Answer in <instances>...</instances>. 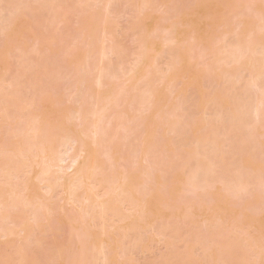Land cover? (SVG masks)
<instances>
[{"label":"rangeland","instance_id":"374dc122","mask_svg":"<svg viewBox=\"0 0 264 264\" xmlns=\"http://www.w3.org/2000/svg\"><path fill=\"white\" fill-rule=\"evenodd\" d=\"M225 1L230 3V6H226L230 7V9L223 7L226 4L224 3ZM233 1L223 0L222 3L221 0H214L213 3L215 5H213L207 0H0V264H190L191 262L205 264L204 262L208 263L207 260L209 261L208 264H217L216 262L221 256V260H225L226 263L231 260L230 258L234 260V256V263L236 264L240 262H242L240 264H246L245 261L247 262L249 260V263L253 264L252 257L256 258L254 260H257L258 256L256 255L258 253L261 254V251H259L260 248L264 252V211H260L259 213L257 210L258 207L264 205V200H261L262 204L260 200L258 201L254 198L256 200L254 202L257 203L256 205L254 204L256 207L253 208L251 200L248 197L246 198L247 195L244 194V196L240 193L239 196L237 195L239 194L238 191L236 192L235 189V192L233 191L234 193L230 192V190L224 191L221 185L214 186L217 191L213 190V187L209 189V192L213 191L211 195L215 196L216 194L215 198L219 197V200H214V197L208 199L211 195L207 194L209 192L205 188L203 192L199 188L196 191L197 194H194V196L193 194L188 195L183 193V191H186L185 188H188V185L194 190L193 185L191 186L195 176L192 168H196L194 170L195 173L198 171L199 167L194 166L195 164L193 163V161L197 160L198 155H207V158L205 156H199L197 161L199 163L201 162L200 167H203L201 168L202 170H199L203 171L205 167V172L211 173V175L207 173L208 176L206 174L204 177L205 172H203V178L199 180L200 182L210 179L208 181L210 184L212 183L211 179L215 181L214 178L216 175L218 178L219 176L224 178L230 174L234 175L228 172L230 169L232 171V169L237 168L238 164L240 170L239 154L238 156L237 154L233 156L231 150H226L228 146L226 144L227 141L223 143L222 139L225 140V138L222 137L221 139L220 137L222 135L225 136L227 133L224 132L226 131L230 133L231 129L229 130V124L225 123L226 118L223 117L221 119H224L223 122L218 119L221 121L219 123L216 120L222 114L218 115L219 113L212 112L213 107L209 104L211 99L205 98L206 95H208L207 97L212 96V91H216L214 92L213 99L216 101L215 98L218 97V103L229 100L228 108L236 106L237 104L235 102L237 103V101L235 100L237 99L239 107L236 106V110L229 109L232 112L240 111L242 106L246 109L243 108L241 111H244V109L247 110V108H249V111L251 109L249 107L250 105L253 108L256 106L253 99H255L257 94L246 95L245 92L246 88H250H248L250 81L257 78V75L255 76L254 74L262 73L264 70L262 69L261 72L260 69L253 68L254 73L252 71L249 74L245 72V78L240 77V80L234 81V83L237 81L236 83L238 85L232 84L229 76L231 74L235 75L238 70L240 74V69L236 68L238 64L235 65L233 62L231 64L230 62L228 63L227 59H225L229 57L228 52L223 57H220L221 55L219 56V53L216 51L218 50L219 52L224 48L225 51H229L232 47L241 44L243 48L249 49V54L254 52L253 54L255 56L253 55V60H256L255 57L257 58L258 56L262 58L263 55H258L257 52L259 51L260 54L261 47L264 46V31L262 34L259 33L260 35L255 39L249 38L248 36L254 34L256 31L259 32V29L264 25V20L261 22L264 18L259 17L256 13L264 9V0H235V3ZM237 4L240 7L242 5L241 8L237 7L238 11L234 10L235 7L232 8L231 6ZM241 15L243 17H239ZM238 24L240 26L242 25V27L239 26V28ZM258 32L256 33L258 34ZM176 34L178 37H176ZM171 35L176 39L173 43H177H170ZM226 35L234 36H231L230 41L224 44V37L228 38ZM168 39L169 42H167ZM198 51L200 52L199 54ZM214 51L217 53L215 57L211 56L210 53L212 52L214 55ZM191 52L192 56L195 54L193 56L194 60L189 59ZM209 53L210 55L206 57ZM218 57L220 59L224 58L226 61L221 63ZM208 58L211 60H207ZM134 59L140 61H137L140 63V68H138L137 73L132 74L130 67L139 65ZM201 61H206L205 64L209 62L208 66L211 67L209 70H215V73L213 71L214 74H210V71H206L205 69H208L206 65H203L204 69L202 70ZM210 61H212L213 65H211ZM218 61H220L221 67L223 65L226 67L227 62L232 69H224V67L223 69L216 67L218 68L216 69L215 65L217 66L218 64L215 63H218ZM199 62L201 65H199ZM231 65L235 66L233 67ZM204 70L205 73L203 74ZM233 71L235 74H233ZM227 73H230L228 79L225 78ZM250 74H253L252 78ZM166 75L169 78L165 77ZM186 75H189L191 78ZM99 76H102L104 79ZM204 78L205 80H203ZM207 78H211L213 81ZM72 79H75L73 82L76 81V85L70 82ZM262 80L258 79L257 86L255 85L256 88L264 85V79L262 78ZM203 81L205 84H203ZM101 82L103 83L101 84ZM206 83L208 85L213 83L210 86L214 88L215 84L219 88L215 87L211 89ZM100 85L103 87L100 88ZM209 87L210 89H208ZM226 88L230 91L229 95L232 94L231 96L228 95V91H224ZM203 89H206L209 93H205ZM216 89L219 90L217 91ZM234 89L235 91H233ZM151 90L154 91L150 92ZM253 91H258L257 93L260 95L258 88ZM241 93L242 96L240 95ZM203 94L205 96L201 98ZM222 94L226 99H224ZM107 96L109 97L107 98L109 103L106 102ZM249 96L253 98H249V101L252 100L250 102L255 104L252 105L248 101ZM176 97L178 99H175ZM185 97L186 99L190 98L188 101L192 100L190 101L191 104L195 102L192 108L191 104H188L187 101L185 102ZM257 97L256 100L258 99ZM180 99H183L184 102ZM179 100L181 104L177 102ZM230 100H233L234 105L231 106L233 103ZM206 101L209 104L208 107L210 106V112L203 110L205 106L203 107L202 105H206ZM94 102L99 103V106L96 107V103L94 104ZM118 102L122 104H119L117 108L116 105H118ZM218 103L215 104V110L222 112L221 110L224 109L221 108L226 103L224 102L222 107ZM103 105H105L104 108L102 107ZM109 105L111 107V109L109 108L110 110L108 109ZM182 105L185 107H182ZM187 105L190 108L186 107ZM103 109L106 110H104L105 113H103ZM229 110L226 111L229 116L231 115V119L233 114ZM252 110L254 111V109ZM252 110L250 111L253 112ZM124 112L125 114L123 116L118 115V118H114L115 114H123ZM250 113L248 114L250 115ZM93 114H96V116ZM178 115L181 116V120L177 119ZM224 115L226 117L223 111ZM251 116H253V113ZM251 116H248L249 118L246 117L245 120L253 118ZM83 117H86L87 122L85 119L83 120ZM120 118L123 120H120ZM111 119L112 122H109ZM185 119H187V123L191 126L194 125L191 130V126L188 124V129L187 125L186 129H182V122ZM135 120L137 123L134 122ZM131 121L137 124L132 123L133 127L136 128L131 126ZM247 121L246 123L250 124L251 121L254 122V119H251L250 122ZM142 122L144 125H142ZM150 123L153 125L152 127ZM180 123L181 126L178 128ZM209 123H214V125L215 123L219 124L215 126L218 130L213 127V124L209 126V128L213 127L212 129H204L208 128ZM95 125L102 132V135L98 134V136L101 135L98 137L99 140L95 137L98 133L96 132L98 127L95 128ZM149 125L150 127H147ZM225 125L224 130L223 127ZM129 127L132 128L129 129ZM170 127L178 130H174L173 133ZM201 127L204 129L202 134L200 133L202 130ZM179 129L180 131L182 129V132L183 130L185 132L190 130L192 136L196 138L193 139L194 142L192 141L191 143V140L187 142L189 136L185 132L180 133ZM213 129L214 131L216 129L217 133L220 131V135H217L216 132L214 133ZM222 129L224 130L222 132L224 134L221 135ZM242 129L238 130L239 133H236V136H240L241 132L247 134ZM169 130L172 134H170L171 132ZM129 131H131V135ZM175 131L179 132V135L186 134L187 138H184L186 142L182 137L183 135L179 136ZM197 131L202 137L199 133L196 135ZM36 132L37 134H35ZM203 133H207V137H204L205 140ZM229 133L226 135V140L227 138L228 140L231 138L232 141V133ZM263 133V130L259 131L258 135L260 134V138L263 137ZM215 134L216 137L218 136L220 138L219 142H217L216 137L214 140ZM200 137L203 138L202 141H206V145L213 141L215 143L217 142L216 144L218 145L222 141L221 143L224 144L222 146L225 150L221 148L223 150L221 152L224 154V156H221L224 158L225 154L228 155L230 152L229 155L234 160L228 159L226 165L223 162L226 158H222L223 167L226 166L225 169H221L222 171L224 170V173H221L220 166L219 168L217 166L219 160H221V157H219L220 159L217 157L219 160L216 158L217 153H220V149H218L219 151L217 153L215 152L217 149L211 150L209 154L207 152L208 147L205 145L203 146L205 149L201 147L204 150H201L202 153L201 151L196 152V149L198 148L199 150L200 146L203 145L199 144L202 142L200 140L195 143ZM95 138L98 142L101 138L103 144L101 143L99 145V143L95 147L92 141H95ZM206 138L210 140L208 141ZM235 138L233 139L234 141ZM260 138L256 134L253 140H261L262 144H264V138ZM179 140L181 141L179 142ZM258 140L256 142L253 141V143L257 144L259 142ZM182 141L185 143L183 142L182 144ZM73 142L75 143L74 145H77L74 149L73 145H70ZM92 144H94V147ZM212 145H214V142ZM220 145L214 147L220 148L222 147ZM80 147L82 149L86 147L88 150H86L85 155L83 154L81 156L82 160L81 158L79 159V164L81 163L80 167H78V164L72 168L71 172V168L69 167L72 160L70 163V160L66 158H69V156L72 157V154H75L73 152L75 149L78 155L82 150ZM210 148H212L211 145ZM261 148L255 154L253 153L251 155L250 153L247 159L253 160L257 157L256 155L259 151L264 154L262 152L264 147ZM68 149L71 151H68ZM213 151L216 153L214 157L218 160V163L216 159L209 161ZM195 153L198 154L196 155ZM260 153L259 156L261 155ZM193 154L196 156L195 159L193 158ZM148 156L150 157L148 158ZM182 156L183 159H179ZM261 156L263 157L264 155ZM62 157L66 159V161L63 159L65 163L61 162ZM235 158H237V163H235ZM190 159H193L192 162ZM262 159L264 160V158ZM167 160L172 161L170 163ZM205 160L206 166L209 162H213L212 164L216 165L217 167L215 166V168L218 170L215 169V172H212L209 166L206 167L204 165ZM257 160L263 161L255 158L252 163L255 161L259 164L260 161ZM182 162H188L185 163L187 165L184 166L185 170L183 171ZM247 162L249 163L251 160H247ZM246 163L244 168L250 171L251 168ZM178 164L181 165V170H179ZM230 164H234L235 166ZM260 165L262 166L261 162ZM76 167L79 168V171L75 176L73 172H75L74 168L77 171L78 168L76 169ZM176 167L178 168L176 169ZM226 168H229V170L227 171ZM207 169L210 171H207ZM245 169L242 168L243 175L245 174ZM95 170L97 171L95 172ZM235 170L237 171V169ZM252 170L254 171L255 169ZM261 170L258 173H264V169L262 168ZM190 171L192 172L190 173ZM249 171H246L248 175L250 173ZM254 172L255 174H252V177L256 178L258 175L256 171ZM198 173L200 174L201 172ZM198 173L196 180L201 178V175ZM227 173L228 176H225ZM212 174L216 175L212 177ZM157 177H164L166 179L162 178L164 180L162 183L160 182L162 179H158ZM230 178L234 180V177L229 176L227 178L229 179L228 181L231 180ZM157 180L159 181L157 182ZM171 180L175 181L172 182ZM224 180L226 181V179ZM75 184L80 187L74 186ZM150 185L152 189L155 186L152 195L149 194L151 193V189L147 188ZM73 186L78 189L76 192L72 191V195L70 191ZM232 186L230 185L231 190L233 189L231 188ZM175 187H178V189ZM145 188L148 189V192ZM138 190L142 194H138ZM181 190L183 191L181 192ZM187 191H189V188ZM144 192L149 195L146 197ZM200 192L205 194L204 196H208L202 197L203 194L200 196ZM226 192L228 196L224 195ZM181 193L186 194L187 197L190 196L191 204L193 201V203L196 202L198 205V203L204 201V198L207 199V202L200 204L203 207L194 204L193 207H189L191 206V204L188 205L190 201H186L189 200V197H183L184 195ZM230 193L232 194L229 195ZM218 194L219 196H217ZM235 194L236 197L239 196V198H242L235 197L231 203L229 197ZM153 195H155V201L148 203L147 200ZM180 195L182 196V200L180 199ZM195 196L198 198L202 197L203 200L199 198V201ZM106 198L107 205L104 202L105 207H103L102 201H105ZM141 198L144 199L145 203L140 200ZM184 198H187L185 199L186 202H183ZM227 200H229V204ZM243 201H245L244 204ZM249 201L252 203L250 206L248 205ZM236 202L238 203L235 205ZM165 204H168L167 212L159 214L157 212L158 207L161 205L163 207ZM185 204L188 206L185 207ZM239 204H243L241 205L242 207ZM178 206H180L179 208L181 210H179ZM248 206H252L250 209H253V211L248 210ZM219 207L222 208L221 211ZM236 207H240L243 210L240 209L239 211ZM224 208L228 209V211H223ZM219 211L221 212L220 218L218 217V215L220 216ZM178 212L181 213L178 214ZM223 212L224 214H222ZM251 212L253 214H250ZM226 214L231 215V218L234 217L235 221L232 220L230 222L228 219L230 216ZM176 215H181L180 219ZM191 215L197 217L198 220L196 222L198 226L194 224L196 223L195 221L192 223L188 219ZM223 215L228 217L226 218L228 220L224 221V224H227L223 226L222 223V226H220V223L223 221ZM236 216L243 217L242 220H246L240 221L239 225ZM196 217L193 219L196 220ZM256 218L260 220L259 226L257 222V224L255 223ZM215 219L217 220V224L215 223L213 226L218 225V228L213 230L211 224ZM219 219L220 223L218 222ZM249 219L254 222L252 223ZM155 220L156 226L152 222H155ZM239 220L241 219L239 218ZM151 223L154 225L150 226ZM208 223L212 229L208 228ZM168 224L170 225L171 231L169 229L164 231V229H167L166 227H169ZM229 224L231 229L228 228L225 230L228 235L224 232L223 228H227ZM252 224L254 225L253 227ZM148 225L150 228H148ZM154 227H160L159 230H163V233H165L163 234L162 231L159 232L158 229L152 230ZM197 230L201 231V233H197ZM204 230L207 233L210 232L209 230H212L208 234L209 236L217 232H222L227 235L226 240L224 239L222 241L225 244L219 241L216 243L217 239L215 240V237H212L214 240L212 238L209 239L207 234L203 236ZM215 230L217 231L214 232ZM232 232L233 234L235 233V236L237 233L247 245L243 242V246L242 240L238 239L239 236L237 238L234 237V235L230 234ZM156 233L160 234V237ZM165 234L168 237H165ZM161 235L166 239L162 240ZM193 235L194 237L196 235L197 238L193 239ZM225 235L221 236L224 237ZM230 235H232L231 239L229 237ZM213 236L216 235L214 234ZM218 236L216 237H221ZM198 238L200 241L202 240L201 244L204 245L201 247L197 246L199 248L193 245L196 244L193 243L194 240L196 241ZM232 238L233 240L238 239V242H232ZM253 240L258 241L259 244L257 243L255 245ZM187 241H189V244ZM250 241L252 242L251 246L255 245L253 248L248 245ZM190 242L193 243L191 244L192 249L190 248L192 251H189ZM210 242L216 243L214 244L215 248L212 245L214 250L211 247L210 249L207 248L209 246H206V244L209 245L208 243ZM228 243L229 245L233 244V253L230 249L232 255L228 254L229 252L227 255L226 252L223 255L217 252L216 254L219 255L216 257L215 251L218 250L216 246L225 249ZM205 246L206 248H204ZM202 247L204 250H208L209 254L212 251L215 259L213 257L210 259L212 255L208 257L207 252H203ZM241 247H245L246 250L249 247L252 249L248 250L246 256H244L245 252L242 253L243 249L239 250ZM256 247L257 250L255 249ZM101 248L103 250L106 249L107 252L102 251ZM250 251L252 253H248ZM104 252L105 256L103 257L102 254L104 255ZM187 252L191 254L189 255L190 258L189 256L186 258L187 256L185 255H188ZM234 252L237 254H234ZM254 253L257 254L254 255ZM192 254L194 258H192ZM238 254L240 257L237 256ZM248 254H250L249 256L253 255L248 257ZM224 255L226 258H224ZM203 256L206 260L202 259ZM243 256L244 263L242 260ZM259 258L261 256L258 257L256 263L253 260L254 264H258ZM180 259H183L186 263L183 261L180 263ZM262 259L264 260V257L260 259L261 262L259 264H264ZM211 260H213V263ZM230 263L228 262L227 264ZM219 264H221L220 261Z\"/></svg>","mask_w":264,"mask_h":264},{"label":"bare ground","instance_id":"6f19581e","mask_svg":"<svg viewBox=\"0 0 264 264\" xmlns=\"http://www.w3.org/2000/svg\"><path fill=\"white\" fill-rule=\"evenodd\" d=\"M207 1H210V2H211L212 0H207ZM213 1H214V0H213ZM213 1H212L211 3H212L213 5H215V4L213 3ZM222 1H223V0H221V2H222ZM234 1H235V0H234ZM234 1H233V2H234ZM238 1H240V0H238ZM242 2H243V1H242ZM244 2H245V1H244ZM246 2H247V1H246ZM205 3H209V2H205ZM222 3H223V2H222ZM222 3H220V4L222 5ZM224 3H226V4H224L223 7H226L227 5L230 4V3H228L227 1H225ZM234 3H235V2H234ZM239 3H240V2H239ZM242 4L244 5V3H242ZM262 4H263V3H262ZM205 5H206V4H205ZM213 5H210V6H213ZM239 5H240V4H239ZM263 5H264V4H263ZM216 6H217V5H216ZM229 6H230V5H229ZM231 6H232V8L235 7L234 10H236V11H238V10H237V7H238V8L240 7V6H238V4L235 5V6H233V5H231ZM241 7H242V5H241ZM241 7H240V8H241ZM208 8H209V7H208ZM226 8H229V9H230V7H226ZM258 11H259V10H258ZM234 12H235V11H234ZM237 13H238V12H237ZM241 13H243V12H241ZM256 13H257V15H258L259 17H261V18L263 17V18H264V16H263V15H264V9H262L261 11L256 12ZM236 15H237V14H236ZM239 15H240V13H239ZM257 15H256V17H258ZM237 17H238V16H237ZM239 17H243V15H241V16H239ZM261 18H260V20H261ZM257 19H258V18H257ZM260 20H259V23H260ZM263 20H264V19H262L261 22H263ZM240 23H242V22H240ZM190 24H191V23H190ZM259 25H260V24H259ZM261 25H262V24H261ZM239 26H240V25L238 24V27H239ZM189 27H191V26H189ZM240 27H242V25H241ZM240 27H239V28H240ZM259 27H260V26H259ZM236 28H237V27H236ZM258 29H259V28H258ZM231 31H232V30H231ZM263 31H264V25H262V27L259 29V32L256 31V32H258V34H257L256 32H254V34H251V35H249L248 37H249V38H252V39H255V38L258 37V35H260L259 33L262 34ZM234 33H235V32H234ZM255 33H256V34H255ZM263 33H264V32H263ZM230 34H231V33H230ZM232 34H233V33H232ZM174 35H175V34H174ZM171 36H172V35H171ZM226 36L229 38V40H228V38H225V37H224V39H223L224 44H226V43H228V42L230 41L232 35H230V36H229V35H226ZM233 36H234V35H233ZM233 36H232V37H233ZM235 36H236V34H235ZM172 37H173V38H172ZM172 37L170 38V43H171V42H172V44L177 43V42L173 43V41H175L176 39H174V36H172ZM176 37H178L177 34H176ZM176 37H175V38H176ZM172 39H174V40H172ZM167 42H169V39H168ZM261 48H262V49H261ZM261 48H260V49H261L260 54H259V51H258L257 53H258V55H263V56H262V58H259V56L257 55L258 57H257V58L255 57L256 60H253L254 58H252L253 55H254V54H253L254 52H253L252 54L250 53V54H251V55H250V54H249V49L247 50V49L243 48L241 44H238V45L232 47L229 51H228V50L225 51V50H224L225 48L222 49V50L219 51V52H218V50H217L216 52L219 53V56L221 55L220 57H223V55L227 54V52H228L229 57H227V58H225V59H227L228 63L230 62V64H231L232 62H233V64L235 63V65L238 64L237 66H239V67L236 66V68H239V69H240V74L238 73L239 70H238V72H237V70H235V71L237 72V73L235 74V72L233 71V72H234L233 74H235V75H232V74H231V75H232V76H231V75H230L231 72H230V73H227V75H226L227 77L225 76V78L228 79V76L230 75L229 78L231 79L230 81H231V83L233 84L235 80H238V79L240 80V77H241V78L244 77V75H246L245 72H248V74H249V73H252V72L254 73V71H253L254 69H253V68H257L258 70L260 69L261 72H262V69L264 70V46L261 47ZM204 52H205V51H204ZM251 52H252V51H251ZM199 53H200V52L198 51V54H199ZM201 53H203V52L201 51ZM210 53H211V56H214V57H215L216 54H217V53H215V51L213 52V53H215L214 55L212 54V52H210ZM210 53H209L206 57H208V56L210 55ZM198 54H197V55H198ZM194 55H195V54H193V56H194ZM138 56H139V55H138ZM190 56H191V57H189V59H190V60H194V57L192 56V52H191ZM198 56H199V55H198ZM198 56H197V57H198ZM217 56H218V55H217ZM254 56H255V55H254ZM201 57H202V55H201ZM220 57H218V58H219V60L221 61V63H222L223 61H226L224 58H221V59H220ZM137 58H138V57H137ZM258 58H259V59H258ZM203 59H204V58H203ZM209 59H210V58H208L207 60H209ZM199 60H200V59H199ZM204 60H205V59H204ZM210 60H211V59H210ZM134 61L137 62L138 59H137V61L134 59ZM216 61H217V60H216ZM216 61H215V62H216ZM220 61H218V63H215V64H218L217 66L215 65V68H216V67H221V66H220V64H221ZM135 62H133V63H135ZM138 62H140V61H138ZM138 62H137V63H138ZM181 62H182V61H181ZM181 62H180V64H181ZM210 62H211V65H213V64H212V61H210ZM133 63H132V65H133ZM137 63H135V64H137ZM199 63H200V62H199ZM201 63H202V65H201ZM201 63H200L199 65H201L202 70L204 69L203 65H206V67H208V69H205L206 71H210V72H209L210 74L213 73V71H214V73H215V70H211V69L209 70V68H211V67L208 66V63H209V62H208L207 64H205L206 61H204V62L201 61ZM213 63H214V62H213ZM228 63L226 62V65H227L228 67H227V66L225 67V66L223 65L221 68L223 69V67H224V69H225V68H226V69H228V68H231V69H232V67H230V66H229L230 64L228 65ZM138 64H139V65H136V66L130 67V69H131V73H132V74L137 73L138 68H140V63H138ZM209 65H210V64H209ZM235 65H234V66H235ZM138 66H139V67H138ZM231 66H233V65H231ZM234 66H233V67H234ZM212 68H213V67H212ZM216 69H218V68H216ZM205 70H204L203 74L205 73ZM129 71H130V70H129ZM229 71H230V70H229ZM250 71H252V72H250ZM199 72H200V70H199ZM257 72H259V71H257ZM257 72H256V73H257ZM263 72H264V71H263ZM263 72H262V73H263ZM128 73H129V72H128ZM189 73H190V72H189ZM214 73H213V74H214ZM242 73H244V74L241 76ZM262 73H258L259 75H258V74H254L255 76L257 75V78H255V76H253V78H255V79H254L255 81H254V80H253V81H250V84H249V86H248V88H249V87H250V88H249V89L246 88V92L244 91L246 95H255V93H256L257 96H258V95H259V94L257 93L258 91H253V90H256L257 88L259 89L260 95H259L258 97L255 96V99H253L252 96H251V97H250V96L248 97V101H249V98H252V99H253V102L256 103V104H255V103L250 102V101H252V100L249 101L252 105H253V104L256 105V106L254 105L255 107L253 108V107L250 105V103L247 102V103H249V105H250V106H249V107L251 108L250 110L254 109V111L252 110L253 112H251L250 110L248 111L249 108H247V110H245L246 108L243 107V106H242V109L245 108L244 111H241L242 109L240 110V109L238 108L240 111H237V112L233 111V112H232V111L229 110V109L236 110V106L239 107V106H238V103H239L238 100H237V99L235 100V101H237V103L234 101L235 104H237L236 106H233V108H228V106H229V104H228L229 102H228V101H229V100H227V101L224 100V101H221V103H218V101H217V100H218V97L215 96V97H216V98H215L216 101L213 99V97H214V92H216V91H212V92H213V93H212L213 95L211 94L212 96H210V94H209L210 97H207L208 95L205 96L204 94L201 96V98H203V96H205V98L211 99L210 101H209V100H207V101H209V104H211V106L213 107V110H211L212 112L214 111V113H216V114L219 113L218 115H221V114H222L221 116H219V118H216V120H218V119L221 120L222 117H223V118H226V122H225V123L229 124V130L231 129V130H230V133H232V132L234 131V132H233L234 134H233V133L231 134V135H232L231 137H233V138H232V141H231V138H230L229 135H228V136H229L230 139L228 140V138H227V140H226V135L229 133V131L224 132L225 127H226V125H227V124H226V125L223 127L224 130L222 129L223 131H221V135L224 134V133H227V134H225V136L222 135V136H220V137H221V139H222V137L225 138V140L222 139V140H223V143L226 142V141L228 142V143L226 142V144H228V146L226 147V150H227V149H228V151L231 150V153H233V154H232L233 156H236V154H237V156H238V154H239V160H240V165H241V166H240V170H239V164H238L237 168L234 167L235 169H237V171H236L235 169H234V170L232 169V171H231V169H230L231 172H230V171L228 172L229 174H230V173H233V174H234V175H231V174L229 175L230 177H231V176L234 177V180H232L233 178H232V179L230 178L231 180L228 181V180H229V179H227V178L229 177V176H228V173H227V175H225V176H228V177H224V176H223L224 178H222V177L219 176V178H218L217 175H216V174L219 173V172H218V173H216V174H212V177H213V175H216V177L214 178L215 181H214L213 179H211V180H212V181H211L212 183L209 184L208 181H210V179H208V181H206V180L203 179V180H204V181H202V182L204 183V184H203V183L200 182L199 180H201V179L203 178L202 175H203V172H205V167H204L203 171H200V170H202L201 168H203V167H200V166H201V165H200L201 162L199 163L197 160L199 159V156H201V157H202V156H205V158H207V155H205V154H203V155H198V158H196L195 154L197 155L198 153H195V154H193V158H194V159L196 158L197 160L193 161V163L195 164L194 166H197V167H199V168H198V171H197L196 173H195V171H194V170H196V168H195V167L192 168V171H193V173H194L195 176L192 174V175L194 176V178H193L194 180H192L193 182H192L191 186L193 185L194 190L192 189V187H189V185H188L189 191H190V190H191V191L189 192V191H187L188 188H187V189L185 188L186 191L181 190V192L183 191V193H186V194H188V195H189V194H190V195L193 194V196H194V194H197L196 191L199 190V188H200V191H201V189H202V192H203V189H204V188L206 189V191L209 192V189H211L212 187L214 188V186L221 185V187H222V189H223L224 191H228V190H230V192H232V193H234L235 191H236V192L238 191L239 194H237V195H239V196H240V193L243 194V195H244V194L247 195L246 198L248 197L249 200H251V202L253 203V205H252V203L249 201L248 205H249V206L252 205L253 208L256 207V206H254V204L256 205V203H257V202H254V201H256V200L259 201V200H260V202L262 203V201L264 200V173H263V172H259V173H258V171H262V170H261L262 168L264 169V165H263V163H264L263 161H264V160L262 159V158H264V156H263V157L261 156V155H264V154L260 153V151H259V152H257V153H258V154L256 155L257 157H255L256 159L259 158V159L263 160V161L257 160V161H260V162H261L262 166L260 165V162H259V164H257L258 162L256 163V162H255L256 160L252 163V161H253L255 158H254L253 160L250 159L251 162H249V163L247 162V160L250 161L249 158L247 159V157H249L248 155H249L250 153H251V155H252L253 153L255 154V152H256L259 148L264 147V144H262L261 140L255 139L256 141L258 140L259 142H257V144H254V143H253V141H254V140H253V137H255V135L257 134V136H259V138H260V134L258 135L259 131H261V130L264 131V85L262 86L261 84H259V85H261L262 87L260 86V87H257V88H256L258 79H259V80H262V78L264 79V75H263L264 73H263V74H262ZM100 74H101V73H100ZM190 74H191V73H190ZM225 74H226V73H225ZM237 74H238V75H237ZM260 74L263 75V76L261 77ZM252 75H253V74H252ZM252 75L250 74L251 78H252ZM186 76H189V75H186ZM259 76H260L261 79L259 78ZM99 77H102V76H99ZM104 77H105V76H104ZM165 77H168V75H166ZM189 77H190V76H189ZM206 77H207V76H206ZM208 77H209V76H208ZM102 78H103V77H102ZM102 78H101V79H102ZM168 78H169V77H168ZM168 78H166V79H168ZM190 78H191V77H190ZM244 78H245V77H244ZM244 78H243V79H244ZM69 79H71V78H69ZM97 79H99V78H97ZM101 79H100V80H101ZM103 79H104V78H103ZM162 79H163V78H162ZM164 79H165V78H164ZM186 79H187V78H186ZM207 79H208V78H207ZM210 79H211V78H209L208 80H210ZM232 79H233V81H232ZM74 80H75V79H72V81L70 80V82L75 84L76 81L73 82ZM100 80H99V81H100ZM203 80H205V78H204ZM64 81H65V80H64ZM68 81H69V80H68ZM101 81H103V80H101ZM211 81H213V79H211ZM211 81H210V82H211ZM226 81H227V80H226ZM226 81H225V82H226ZM242 81H243V80H242ZM66 82H67V81H66ZM66 82H65V83H66ZM97 82H98V81H97ZM103 82H104V81H103ZM103 82H101V84H102ZM206 82H207V81H206ZM236 82H237V81H236ZM236 82H235L234 84H237V85H238V83H236ZM252 82H253V83H252ZM262 82H263V80H262ZM67 83H68V82H67ZM214 83H215V81H214ZM227 83H228V81H227ZM239 83L241 84L240 81H239ZM242 83H243V82H242ZM77 84H78V83H77ZM99 84H100V83H99ZM203 84H205L204 81H203ZM206 84L208 85V83H206ZM212 84H213V83H212ZM212 84L210 83L208 86H210V85H212ZM216 84H217V83H216ZM225 84H226V83H225ZM225 84H224V85H225ZM228 84H229V83H228ZM72 85H73V84H72ZM75 85H76V84H75ZM207 85H205V86L208 87ZM255 85H256V86H255ZM259 85H258V86H259ZM69 86H70V85H69ZM73 86H74V85H73ZM100 86H101L100 88L103 87L102 85H100ZM104 86H105V84H104ZM214 86L217 87V88H219L218 85L216 86V85L214 84ZM219 86H220V85H219ZM221 86H222V85H221ZM254 86H255V87H254ZM210 87H211V89H214V88H215V87L213 88V86H210ZM210 87H209L208 89H210ZM227 87H228V86H227ZM230 87H232V86H230ZM203 88H204V85H203ZM224 88H225V87H224ZM232 88H234V87H232ZM237 88H238V87H237ZM237 88H235V89H237ZM252 88H256V89H252ZM206 89H207V88H206ZM206 89H203V90L205 91V93H209L208 91H206ZM220 89H221V88H220ZM227 89H228V88L224 89V91H226V92L228 91L227 93H228V95H229V92H230V91L227 90ZM229 89H231V88H229ZM235 89H234L233 91H235ZM216 90L218 91L219 89H216ZM152 91H154V90H151L150 92H152ZM204 91H203V92H204ZM220 91H221V90H220ZM226 92H224V93H226ZM244 92H243V94H244ZM155 93H156V92H155ZM155 93H154V94H155ZM185 93H186V92H185ZM199 93H200V90H199ZM210 93H211V90H210ZM227 93H226V94H227ZM232 93H234V92H232ZM252 93H253V94H252ZM43 94H44V93H43ZM186 94H187V93H186ZM220 94H221V93H220ZM226 94H225V95H226ZM230 94H231V93H230ZM151 95H152V94H151ZM199 95H200V94H199ZM222 95H223V94H222ZM231 95H232V94H231ZM231 95H229V96H231ZM240 95L242 96V93H241ZM180 96H181V95H180ZM180 96H179V98H180ZM219 96H221V95H219ZM223 96H224V95H223ZM177 97H178V96H177ZM177 97H176L175 99H178ZM253 97H254V96H253ZM256 97L258 98V99H257L258 101L256 100ZM107 98H109V97H108V96L106 97V102L109 103V101H107ZM91 99H92V98H91ZM93 99H94V98H93ZM184 99H185V102L187 101L188 104H191L190 101H192V100L188 101L190 98L186 99V97H185ZM224 99H226L225 96H224ZM100 100H101V98H100ZM180 100H181V99H180ZM180 100L177 101V102H180ZM202 100H203V99H202ZM254 100H256V101H254ZM78 101H80V100H78ZM122 101L124 102V100H122ZM174 101H175V100H174ZM174 101H173V103H174ZM181 101H183V99H182ZM207 101H206V103H205L206 105H202L203 107L205 106V109H203V108H202V109L205 110V111L207 110L208 112H210V110H209L210 106L208 107L209 104H207V103H208ZM219 101H220V99H219ZM230 101H232V103H233V100H230ZM183 102H184V101H183ZM202 102H203V101H202ZM214 102H215V103H214ZM216 102H217L218 104H220L221 107H222V104H224V102L226 103L225 106H223V108H221L220 106H217V107H220L221 109H224V110H221L222 112H220V110H219V112H218L217 110H215V107H216L215 104H217ZM222 102H223V103H222ZM257 102H258V103H257ZM30 103H32V102H30ZM95 103H96V105H95L96 107L99 106V105H98L99 103L97 104V102H94V104H95ZM230 103H231V102H230ZM78 104H79V103H78ZM117 104H118V105H116V107L118 108V107H119V104H122V103H119V102H118ZM175 104H176V103H175ZM179 104H181V102H180ZM201 104H202V103H201ZM203 104H204V103H203ZM213 104H214V106H213ZM30 105H32V104H30ZM107 105H108V104H107ZM107 105H106V106H107ZM183 105H184V103H183ZM183 105H182V107H185V106H183ZM192 105L194 106V105H195V102H193V103L191 104V108L193 107ZM232 105H234V103L231 104V106H232ZM241 105H242V104H241ZM243 105H244V104H243ZM104 106H105V105H103L102 107L104 108ZM121 106H122V105H121ZM180 106H181V105H180ZM202 106H201V107H202ZM102 107H101V108H102ZM132 107H133V106H132ZM186 107H189V105H187ZM207 107H208V108H207ZM212 107H211V108H212ZM225 107H227L228 109H227V108L225 109ZM234 107H235V108H234ZM109 108L111 109L110 105H109L108 109H109ZM146 108H147V107H146ZM148 108L151 109L150 107H148ZM189 108H190V107H189ZM240 108H241V107H240ZM110 109H109V110H110ZM129 109H130V108H129ZM132 109H134V108H132ZM141 109H142V108H141ZM143 109L145 110V108H143ZM149 109H148V112H149ZM180 109H184V108H180ZM104 110H105V109H103V113H105ZM106 110H107V107H106ZM106 110H105V111H106ZM144 110H143V111H144ZM226 110H227V111L229 110V111L233 114V116H232L231 119H230L231 115L229 116ZM145 111H146V110H145ZM145 111H144V112H145ZM152 111H153V110H152ZM207 111H206V112H207ZM216 111H217V112H216ZM223 111L225 112L226 117H225V115L223 116ZM101 112H102V111H101ZM107 112H108V111H107ZM107 112H106V113H107ZM139 112H140V111H139ZM139 112H137V113H139ZM144 112H142V113H144ZM250 112H251V113H250ZM150 113H151V112H150ZM150 113H149V114H150ZM214 113H213V114H214ZM231 113H229V114H231ZM248 113H250V115H249ZM252 113H253V116H251ZM124 114H125V112H124L123 114H115L116 116L114 115V118H116V117L118 118V115H119V116H120V115L123 116ZM147 114H148V113H147ZM155 114H156V113H155ZM93 115L96 116V114H93ZM106 115H107V114H106ZM127 115H128V113H127ZM142 115H143V114H142ZM153 115H154V114H153ZM156 115H157V114H156ZM204 115H206V114H204ZM214 115H215V114H214ZM140 116H141V115H140ZM178 116H179V118H178ZM178 116H177V119H180L181 116H180V115H178ZM227 116H229V117H227ZM248 116L253 117V118H251V117H250V118H251L252 120L254 119V122H253V121L250 122L251 119H250V120L247 119L248 121L245 120L246 117H248ZM78 117H79V116H78ZM125 117H126V115H125ZM130 117H131V116H130ZM150 117H152V116H150ZM212 117H216V116H212ZM121 118H122V117H121ZM121 118H120V120H123V119H121ZM135 118H136V117H135ZM248 118H249V117H248ZM79 119H80V118H79ZM84 119H85V121H86V117H83V120H84ZM136 119L138 120V118H136ZM141 119H142V118H141ZM149 119H150V118H149ZM227 119H228V120H227ZM229 119H230V121H229ZM83 120L81 119V121H83ZM131 120H132V119H131ZM180 120H181V119H180ZM185 120H186V122H185ZM185 120H184V122H182V123H183L182 126H181V123L178 125V126H179L178 128H180V126H181L182 129H186V125H187V124H188L189 126H191L189 123H187V119H185ZM189 120H190V119H189ZM207 120H208V119H207ZM214 120H215V119H214ZM216 120H215V121H216ZM219 120H218V121H219ZM78 121H79V120H78ZM85 121H84V122H85ZM141 121H143V120H141ZM221 121L223 122L224 119L221 120ZM221 121H219V123H220ZM246 121H247V122H250L251 125L248 124V123H246ZM86 122H87V121H86ZM109 122H112V119H111V121H109ZM134 122L137 123L136 120H135ZM134 122H133V121L130 122L132 127H133L132 123H134ZM146 122L148 123V121H146ZM189 122H191V121H189ZM210 122H212V121H210ZM228 122H230V123H228ZM130 123H129V124H130ZM135 123H134V124H135ZM138 123H139V122H138ZM184 123H186V124H184ZM205 123H206V121H205ZM82 124H83V123H82ZM109 124H111V123H109ZM126 124H127V120H126ZM150 124H151V123H150ZM209 124H210V123H209ZM211 124H213V127H214V128H216V127H215L216 125H219V124H217V123H215V125H214V123H211ZM211 124L208 125V128H204V129H210V128L212 129L213 127H210V128H209V126H212ZM84 125H85V124H84ZM135 125H137V124H135ZM142 125H144L143 122H142ZM145 125H146V124H145ZM188 125H187V129H188ZM206 125H207V123H206ZM40 126H41V125H40ZM95 126H96L95 128L98 127L97 125H95ZM152 126H153V125L151 124V127H152ZM174 126H175V125H174ZM192 126H194V125H192ZM192 126L190 127V130H191ZM250 126H251V127H250ZM41 127H42V126H41ZM132 127H129V129L132 128ZM144 127H145V126H144ZM147 127H150V125L147 126ZM204 127H205V125H204ZM206 127H207V126H206ZM93 128H94V127H93ZM95 128H94V129H95ZM133 128H136V127H133ZM137 128H138V127H137ZM176 128H177V127H176ZM221 128H222V127H221ZM242 128H243V129H242ZM250 128H251V129H250ZM40 129H43V128H40ZM97 129H99V127H98ZM97 129H96V132H98V133H97V134L95 133L96 136H95V135H94V136L98 138L99 136L102 135V132L100 131V129H99V130H97ZM146 129H147V128H146ZM170 129H171V131L173 130V131H172L173 133H174V130H178V129H172L171 127H170ZM182 129H181V131H180V129H179V132H180V133L185 132L184 130H183V132H182ZM199 129H200V128H199ZM201 129H202V127H201ZM204 129L201 130V132H200L201 134H202V132H204V131H203ZM216 129H217V128H216ZM216 129H215V131H214V129H213V132H214V133L216 132L217 135H220V134H219L220 131L217 133ZM240 129H242V131H246L247 134H244L243 132L240 131V132H241L240 134H241V135L243 134V135H242V136L240 135L241 137H240V136H236V135L239 133L238 130H240ZM37 130H38V129H37ZM134 130H135V129H134ZM134 130H133V132H134ZM154 130H155V128H154ZM190 130H187V132H185V133H187V136H189L188 139H187V142H188V140H189V142H190V140H191V143H192L193 139H196V138H195L194 136H192V132H191ZM217 130H218V129H217ZM226 130H227V129H226ZM232 130H233V131H232ZM99 131H100L101 133H100ZM131 131H132V130H131ZM131 131H129L130 135H131ZM167 131H168V130H167ZM171 131L169 130V132H171ZM188 131H189V133H190L191 135L188 133ZM206 131H207V130H206ZM206 131H205V132H206ZM235 131H237V132H235ZM40 132H41V131H40ZM136 132H137V130H136ZM147 132H149V131H147ZM172 132H171L170 134H172ZM175 132H176L177 134L179 133V132H177V131H175ZM222 132H224V133H222ZM93 133H94V132H93ZM129 133H128V134H129ZM153 133H154V132H153ZM176 133H175V135H176ZM198 133H199V132L197 131V132H196V135H198ZM200 133H199V134H200ZM230 133H229V134H230ZM236 133H237V134H236ZM35 134H37V132H36ZM98 134H101V135L98 136ZM105 134H106V133H105ZM135 134H136V133H135ZM201 134H200V135H201ZM206 134H207V133H206ZM206 134L203 133V135H204L203 138H204V137H207ZM216 134L214 135V140H215ZM178 135H179V134H178ZM178 135H176V136H178ZM181 135H183V134H181ZM181 135H179V136H181ZM261 135H262V134H261ZM187 136H186V134H185V135H183L182 137H183V139H184L185 137L187 138ZM191 137H193V138L190 139ZM201 137H202V135H201ZM201 137H200V139L198 138L197 141H195V143L198 142L199 140L202 141L203 138H201ZM235 137H236V138L238 137V139L236 140ZM234 138H235V141L233 140ZM263 138H264V133H263V137L260 138V139H263ZM93 139H94V138H93ZM146 139H147V138H146ZM178 139H180V138H178ZM219 139H220V138L217 136V137H216L217 142H219ZM98 140H99V138H98ZM98 140H97L96 138H95V141L92 140V141L94 142V144H95V145L92 144V146L94 145V146L96 147L99 143H100L99 145H101V143H102L101 138H100V141H99V142H98ZM181 140H182V138H181ZM181 140H179V142H180ZM184 140H185V142H186V139H184ZM204 140H205V138H204ZM204 140L202 141V142H204V143H202V142L199 143V144H203V145L200 146V149H199V150H198V148H197V149H196V152H199V151H201V150L204 151V150L202 149V148L205 149V147H203V146L206 145V141H204ZM206 140H208V139L206 138ZM209 140H210V139H209ZM209 140H208V141H209ZM74 141H75V140H74ZM208 141H207V143H208ZM211 141H212V140H211ZM256 141H254V142H256ZM262 141H263V140H262ZM42 142H43V141H42ZM93 142H92V143H93ZM141 142H142V141H141ZM183 142H184V141H182L181 143L183 144ZM185 142H184V143H185ZM193 142H194V141H193ZM213 142H214V145H212ZM213 142H209V143L206 145V147H208V148H207V152H209V154H210V153H211V152H210L211 150H215V149H217V150L215 151V152L217 153V152L219 151L218 149H220V153H222V154H220V153L218 152L220 155L217 153V155H219V156L216 155V158H217V157H218V158L221 157V160H219L220 158H219V159L217 158V159L219 160V163H218V160L214 157V155L216 154L214 151H213V153L211 154L213 158L211 157V159H210V160L208 159V160H209V161H212V160H215V159H216V162L218 163V165H217L218 168H219V166H220V168H219L220 170H221L222 168L225 169L226 166L223 167V166H224V165H223V162H225V164L227 165L226 162L228 161V159H231V160H234V159H232L233 157L231 158V155H229L230 152H229V153H228V152H225V153H228V155L225 154V158H226V160H224V161L222 162V158H224V157H223L224 154H223V152H221V151H223L222 149L225 150V148H223V146H222L223 143H221V142H222V141H221V142L218 144V145L221 144L220 146H222V147H220V148H219V147H216V148H215L214 146H218V145L216 144L217 142H216V143H215V141H213ZM260 142H261V143H260ZM39 143H40V142H39ZM44 143H45V142H44ZM75 143H76V141H75ZM75 143L73 142L72 144H70V145H73V149L76 148V146H77V145H74ZM181 143H180V144H181ZM210 143H211V144H210ZM37 144H38V143H37ZM102 144H103V143H102ZM182 144H181V145H182ZM186 144H187V143H186ZM186 144H185V145H186ZM189 144H190V143H189ZM215 144H216V145H215ZM226 144H225V146H226ZM40 145H41V144H40ZM187 145H188V144H187ZM197 145H198V143H197ZM210 145H211L212 148H210ZM223 145H224V144H223ZM44 146H45V145H44ZM81 146H84V145H81ZM94 146H93V147H94ZM177 146L179 147L178 144H177ZM183 146H184V145H183ZM183 146H182V147H183ZM188 146H189V145H188ZM188 146H187V147H188ZM225 146H224V147H225ZM70 147H72V146H70ZM182 147H181V148H182ZM184 147H186V146H184ZM201 147H202V148H201ZM80 148L82 149V147H80ZM221 148H222V149H221ZM70 149H71V148H70ZM70 149H68V151H71V150H72V149H71V150H70ZM81 149H80V150H81ZM261 149H263V148H261ZM261 149H259V150H261ZM80 150H79V151H80ZM86 150H88V149H86V147H85V148L83 147V149H82L80 152L78 151L79 154L77 155V153H76V149H75V151L72 150V151L75 153V154H72V157L68 155L69 158H66V159H69V160H70V163H71V160H72V163H71V165H70V167H69V168H71V172H72V168L75 167V166H77V165L79 164V159L81 158V156H83V154L85 155V153L87 152ZM197 150H198V151H197ZM181 151H183V150H181ZM202 151H201V153H202ZM73 152H72V153H73ZM207 152H205V153H207ZM262 152L264 153V150H263ZM69 153H70V152H69ZM201 153H200V154H201ZM259 153L261 154L260 156H259ZM15 154L17 155V153H15ZM64 154H65V153H64ZM209 154H208V156H210ZM76 155H77V156H76ZM221 155H223V156H221ZM64 156H65V155H64ZM74 156H76V157H74ZM227 156H228L229 158H228ZM66 157H67V153H66ZM70 157H71V158H70ZM73 157H74V158H73ZM84 157H85V156H84ZM149 157H150V156H148V158H149ZM250 157H251V156H250ZM72 158H73V159H72ZM225 158H224V159H225ZM61 159H62V160H61ZM61 159H60L61 162H62V163H65V162L63 161V159H65V158L62 157ZM66 159H65V161H66ZM169 159H170V158H169ZM171 159H172V158H171ZM179 159L182 160V159H183V156L180 157ZM200 159H201V158H200ZM235 159H236V160H235V163H237V162H236V161H237V158H235ZM81 160H82V158H81ZM190 160H191V159H190ZM192 160H193V159H192ZM192 160H191V162H192ZM208 160H207V161H208ZM239 160H238V161H239ZM171 161H172V160H171ZM171 161H168V160H167V162H170V163H171ZM179 161H180V160H179ZM183 161H184V160H183ZM200 161H201V160H200ZM220 161H221L222 163H221ZM229 162H230V161H229ZM243 162H244V163H243ZM246 162H247V163H246ZM182 163H183V162H182ZM182 163H180V164H182ZM185 163H188V162H184V163H183V167H182L183 169H182V171L185 170V169H184V166L187 165V164H185ZM197 163H198V165H196ZM212 163H213V162H212ZM212 163L209 162L207 166H209V168L212 170V172H213V171L215 172V169H217V168H215L216 165H214V164H212ZM214 163H215V161H214ZM220 163H221V164H220ZM232 163H233V162H232ZM245 163H246V165L249 166L251 169H255L254 171H256V173H257V175H258V176H256V178H255V177H252V174H253V175L255 174V172H254L253 170L251 171V169H250V171H249V170H247V168H246V169L244 168V167H245ZM80 164H81V163H80ZM80 164H79L78 167H80ZM184 164H185V165H184ZM215 164H216V163H215ZM178 165H179V164H178ZM188 165H189V164H188ZM204 165L206 166V160H205V164H204ZM230 165H232V164H230ZM230 165H229V166H230ZM243 165H244V166H243ZM68 166H69V165H68ZM207 166H206V167H207ZM217 166H216V167H217ZM232 166H235V165L233 164ZM232 166H231V168H232ZM242 166H243V167H242ZM247 166H246V167H247ZM78 167H76V169H77ZM178 167H179V170H181V169H180L181 165H179ZM178 167H176V169H177ZM213 167H214V168H213ZM67 168H68V167H67ZM69 168H68V169H69ZM186 168H187V167H186ZM242 168L245 169V174H244V175L242 174V172H243V171H242ZM199 169H200V170H199ZM226 169H227V171L229 170V168H226ZM248 169H249V168H248ZM208 170H209V169H207V171H208ZM217 170H218V169H217ZM217 170H216V172H217ZM74 171H75V172H73V174L76 176V174H78L77 172L79 171V168L77 169V171H76L75 168H74ZM96 171H97V170H95V172H96ZM192 171H190V173H191ZM209 171H210V170H209ZM223 171H224V170H223ZM223 171L221 170V173H222ZM234 171H236V173H234ZM246 171H249V172H250V173H249L250 176L248 175V172H246ZM263 171H264V170H263ZM95 172H94V174H96ZM198 172H201L202 174H201V173L199 174ZM181 173H183V172H181ZM190 173H189V174H190ZM197 173H198L199 175H201V178H198V180H196V179H197V178H196ZM207 173H209V172H205V173H204V177H205V175H206ZM223 173H224V172H223ZM209 174L211 175V173H209ZM219 174H220V173H219ZM175 175L177 176L176 173H175ZM199 175H198V177H199ZM247 175H248V176H247ZM207 176H208V174H207ZM207 176H206V177H207ZM209 177H211V176H209ZM157 178H158V177H157ZM162 178H164V177H161V178L159 177L158 179H162ZM216 178H217V179H216ZM46 179H47V177H46ZM46 179H44V180H46ZM164 179H166V178H164ZM224 179H226L227 182H226ZM42 181H43V180H42ZM152 181H154V180H152ZM155 181H156V179H155ZM158 181H159V180H157V182H158ZM165 181H166V180H165ZM171 181L173 182V181H175V180H171ZM189 181H190V180H189ZM197 181H198V182H197ZM160 182L163 183L164 180L162 179V180H160ZM160 182H159V183H160ZM190 182H191V181H190ZM196 182H197V183H196ZM151 183H152V182H151ZM153 183H154V182H153ZM188 183H189V182H188ZM193 183H194V184H193ZM198 183H199L200 185H199ZM173 184H174V183H173ZM176 184H177V183H176ZM176 184H175V185H176ZM201 184H202V185H201ZM205 184H206V185H205ZM156 185H158V184H156ZM160 185H163V184H160ZM230 185H231V186L233 185L235 188L232 186L231 188H233V189L231 190V189H230ZM255 185H257L258 187H257V186L255 187ZM74 186H77V184H75ZM74 186L71 188L70 194L73 193L72 191L76 192V190L80 187L79 185H78L79 187L77 186L78 188H76V187H74ZM173 186H174V185H173ZM176 186H177V185H176ZM200 186H201V187H200ZM147 188H150V189H151V193H149V194L152 195L153 192H154V188H155V186L153 187V189L151 188V185H150L149 187H147ZM147 188H145V189H146L147 192H148V189H147ZM175 188L178 189V187H175ZM195 188H196V189H195ZM215 188H216V187H215ZM215 188H214L213 190H215ZM171 189H172V188H171ZM219 189H220V188H219ZM234 189H235V191H234ZM253 189H254V191H253ZM256 189H257V191H256ZM258 189H259V190H258ZM173 190H175V189H173ZM193 191H195V192L193 193ZM211 191H212V190H211ZM215 191H217V189H216ZM233 191H234V192H233ZM258 191H259V192H258ZM137 192H138V194H142V193L139 192V190H138ZM137 192H136V194H137ZM187 192H188V193H187ZM144 193H145V192H144ZM172 193H173V192H172ZM183 193H181V194L184 195ZM200 193H201V192H200ZM204 193H205V190H204ZM206 193H207V192H206ZM212 193H213V191H212V192H209V193H207V194H208V195H209V194L211 195ZM215 193H216V192H215ZM219 193H220V192H219ZM232 193H230L229 195H231ZM138 194H137V195H138ZM145 194H146V193H145ZM149 194H146V197H147V195H149ZM186 194H185L183 197H185V196L187 197ZM202 194H203V193H201L200 196H201ZM72 195H73V194H72ZM72 195H71V196H72ZM204 195H205V194H203L202 197H206V196H208V195H206V196H204ZM224 195H227V192L224 193ZM245 195H244V196H245ZM138 196H139V195H138ZM140 196H142V195H140ZM143 196H144V194H143ZM198 196H199V194H198ZM211 196H212V195H211ZM211 196H209V198H208V197H207V198H208V199H211V198L214 197V198H213L214 200L219 198V197L215 198L216 194H215V196H214V195H213L212 197H211ZM217 196H219V194H218ZM222 196H223V195H222ZM222 196H220V197H222ZM227 196H228V195H227ZM233 196H234V197H233ZM239 196H237V197L239 198ZM108 197H109V196H108ZM181 197H182V196L180 195V199H181ZM188 197H189V200H186V201H190V203L188 204V205H190V204H191V200H190L191 198H190V196H188ZM188 197H187V198H188ZM195 197L198 198L197 196H195ZM202 197H199V198H201L200 200H203ZM235 197H236V194H235V195H232L231 197H229V199L231 200V203H232V201H233L232 199H234ZM237 197H236V198H237ZM139 198H140V197H139ZM187 198H184V201H183V202H186L185 199H187ZM199 198H198L197 200H199ZM241 198H242V197H240L239 199H241ZM254 198H255L256 200H254ZM154 199H155V195L151 196V198H149V200H147V201H148V203H150V202H154V201H155ZM192 199H193V198H192ZM213 199H212V200H213ZM221 199H222V198H221ZM223 199H225V198L223 197ZM244 199H245V198H244ZM252 199H253V201H252ZM26 200H27V199H26ZM108 200H109V198H108ZM140 200L143 201V202L145 203V201H144L143 198H141ZM181 200H182V199H181ZM193 200H194V199H193ZM197 200H196V201H197ZM200 200H199V201H200ZM206 200H207V199L204 198V201L198 203V205L196 204V202H195V200H194L195 203H193V201H192V204H191V206H189V207H193V204L196 205V206L203 207V205H200V204H203L204 202L206 203V202H207ZM218 200H219V199H218ZM245 200H246V199H245ZM261 200H262V201H261ZM209 201H210V200H209ZM225 201H226V199H225ZM227 201H228V204H229V200H227ZM240 201H241V200H240ZM104 202H105L106 204H105ZM181 202H182V201H181ZM213 202H214V201H213ZM216 202H218V201H216ZM216 202H215V203H216ZM219 202H220V201H219ZM222 202H223V200H222ZM238 202H239V200H238ZM238 202H236L235 205H236ZM241 202H242V201H241ZM246 202H248V201H246ZM146 203H147V202H146ZM208 203H211V202H208ZM223 203H224V202H223ZM223 203H222V204H223ZM244 203H245V201H243V204H244ZM104 204L107 205V198L105 199V201H102V205H103V207H105ZM222 204H221V205H222ZM226 204H227V203H226ZM243 204H241V205H243ZM262 204H263V203H262ZM188 205H187V206H188ZM206 205H207V206H210V205H208V204H206ZM239 205H240V204H239ZM241 205H240V207H242ZM161 206H162V205H161ZM161 206L158 207L157 212H158L159 214H160V213L163 214V212H167V206H168V204H167V205L165 204L163 207H161ZM181 206H182V204H181ZM184 206L187 207L186 204H185ZM232 206H233V205H232ZM244 206H245V205H244ZM249 206H248V207H249ZM252 206H251V207H252ZM258 206H259V205H258ZM261 206H262V208H261ZM261 206L257 208V210L259 211V213H260V211H262V212L264 211V205H261ZM133 207H134V206H133ZM179 207H180V206H178V208H179ZM182 207H183V206H182ZM220 207H221V206H220ZM220 207H219V210L221 211L222 208H220ZM234 207H235V206H234ZM240 207H239V208L236 207V208H238L239 211H240V209H242V208H240ZM248 207H247V209H248ZM251 207H249L248 210H251V209H250ZM243 208H244V207H243ZM245 208H246V207H245ZM165 209H166V210H165ZM176 209H177V208H176ZM255 209H256V208H255ZM164 210H165V211H164ZM168 210H169V207H168ZM179 210H181V208H179ZM242 210H243V209H242ZM245 210H246V209H245ZM248 210H247V211H248ZM174 211H175V209H174ZM220 211H219L220 216L218 215L219 218L221 217V212H220ZM223 211L226 212V211H228V209H225V208H224ZM247 211H246V212H247ZM251 211H253V209H252ZM258 211H254V212H258ZM175 212H176V211H175ZM262 212H261V213H262ZM176 213H177V212H176ZM180 213H181V212H178V214H180ZM189 214H191V213H189ZM197 214H198V213H197ZM222 214H224V212H223ZM247 214H248V213H247ZM250 214H253V212H251ZM263 214H264V213H263ZM226 215H228V216H230V217L228 218L227 216L225 217V216L223 215V216H224V217H222V220H223V221H222L221 223H220V219H219V221H218V222L220 223V226H222V225H221L222 223H223V226H225V224H227V223L224 224V221H225V220L227 221V220L229 219L230 222H231L232 220L235 221V218H234V217H232V218H233V219H232V218H231V215H229V214H226ZM248 215H249V214H248ZM254 215H255V214H254ZM256 215H257V213H256ZM260 215H262V214H260ZM260 215H259V216H260ZM177 216H178V215H176V217H177ZM180 216H181V215H180ZM180 216H178V217H179L178 219H180ZM198 216H199V215H198ZM185 217H186V216H185ZM194 217H196V216L191 215V216L188 217V219H190L191 222L194 223V221L196 222V221L198 220L197 217L195 218L196 220H194V219H193ZM237 217H239V216H236V220L239 221V222L236 221V222H238V224L240 223V221H244V220H246V219L242 220L243 217H242V218L239 217V218L241 219V220H239V218L237 219ZM183 218H184V217H183ZM199 218H200V216H199ZM201 218H202V217H201ZM224 218H225V219H224ZM226 218H228V219H226ZM230 218H231V219H230ZM254 218H255V217H254ZM192 219H193V220H192ZM260 219H262V218H260ZM175 220H176V218H175ZM203 220H204V219H203ZM205 220H206V219H205ZM208 220H211V219H208ZM249 220H250V219H249ZM255 220H256L255 223L257 222V223H258V226H259V225H260V223H259L260 220H257V218H256ZM206 221H207V220H206ZM206 221H205V222H206ZM250 221L252 222V220H250ZM250 221H249V222H250ZM152 222L155 224V223H156V220H155V222H154V221H152ZM209 222H210V221H209ZM216 222H217L216 219H215V221H212L211 227L213 228V230L218 228V225H217V226H213V225H215ZM230 222H229V223H230ZM253 222H254V221H253ZM253 222H252V223H253ZM153 223H151L150 226H153V225H154ZM169 223H170V222H169ZM213 223H214V224H213ZM219 223H218V224H219ZM257 223H256V224H257ZM157 224H158V222H157ZM194 224L197 225V222L194 223ZM216 224H217V223H216ZM166 225H167V224H166ZM168 225H169V224H168ZM207 225H208V228H209V229H212L211 227H209V223H208ZM239 225H240V224H239ZM248 225H250V223H248ZM150 226L148 225V228H150ZM155 226H156V224H155ZM197 226H198V225H197ZM250 226H251V225H250ZM253 226H254V225L252 224V227H253ZM260 227H261V226H260ZM124 228H125V227H124ZM159 228H160V227H159ZM159 228L154 227V228H152V230H153V229H158V230H159ZM162 228H164V227H162ZM166 228H167V229H164V231H166V230H168V229L170 230V225H169V227H166ZM171 228H172V227H171ZM208 228H207V229H208ZM222 228H223V227H222ZM228 228L231 229L230 224H229V226H228L227 228H223V230H224L225 233H227L225 230L228 229ZM197 229H198V228H197ZM234 229H235V228H234ZM237 229H238V225H237ZM198 230H199V229H198ZM198 230H197V233H199V232L201 233V231H198ZM220 230H221V229H220ZM161 231H162V233H163V230H161ZM161 231L159 230V232H161ZM170 231H171V230H170ZM204 231H205V230H204ZM209 231H210L209 233L212 232V230H209ZM216 231H217V230H215L214 232H216ZM228 231H229V230H228ZM232 231H233V228H232ZM152 232H153V231H152ZM155 232H156V231H155ZM205 232H206V231H205ZM205 232H203L204 235H203V233H202L203 236H205V234H207V235L209 234V233H207V232L205 233ZM164 233H165V232H164ZM164 233H163V234H164ZM200 233H199V234H200ZM217 233H218V234H217ZM217 233H212V234H210V236L208 235L207 237H208L209 239L212 238V237H215V240L217 239V240H216V243H217L218 241H219L220 243H223L222 241L226 238L227 235L223 234L222 232H221V233H220V232H217ZM193 234H195V233H193ZM199 234H197V236H199ZM214 234H215L216 236H217V235H219V236H221V235H225V236H224V237H223V236H221V237L218 236V237L220 238V239H219V238H217L216 236H213ZM227 234H228V233H227ZM230 234L234 235L235 233L233 234V232H232V233H230ZM156 235L159 236L160 234H157V233H156ZM228 235H229V234H228ZM232 235L229 236L230 239H231ZM166 236H167V235L165 234V237H166ZM188 236H189V235H188ZM197 236L195 235V237H194V235H193V237H194L193 239L197 238ZM237 236H239V235H237V233H236V236L234 235V237L237 238ZM159 237H160V236H159ZM163 237H164V236H163ZM163 237H162V235H161V239H162ZM167 237H168V236H167ZM191 237H192V236H191ZM156 238H157V237H156ZM204 238H206V237H204ZM204 238H203V239H204ZM208 238H207V239H208ZM222 238H223V239H222ZM252 238H253V237H252ZM159 239H160V238H159ZM164 239H166V238H163L162 240H164ZM201 239H202V238H201ZM212 239L214 240V238H212ZM238 239H239V240H242V238H241L240 236H239ZM238 239H237V240H238ZM253 239H254V238H253ZM263 239H264V238H263ZM263 239H262V241H263ZM197 240H198V241H197ZM197 240H196L197 242H196L195 240H194V242H193L192 240H191V241H192L193 243H196V244H197V243H198V244H199V243L201 244V241H202V240L200 241L199 238H198ZM213 240H211V242H213ZM220 240H221V241H220ZM225 240H226V239H225ZM227 240H228V239H227ZM237 240H236V239L233 240V238H232V242H233V241L235 242V241H237ZM158 241H159V240H158ZM199 241H200V242H199ZM203 241H204V240H203ZM205 241H206V240H205ZM253 241H254V240H253ZM262 241H261V242H262ZM188 242H189V241H187V243H188ZM192 242H190V247H189V249L192 247V246H191V244H193ZM208 242H209V241H208ZM211 242L208 243L209 245L206 244V246H209V247H207V248H209V249H210V247L213 248L212 245L216 244L215 242H214V243H211ZM237 242H238V241H237ZM243 242H244V241L242 240V245H243ZM250 242H251V241H250ZM250 242H249V243H250ZM255 242H256V240L254 241V244H255V245H256L257 243L259 244L258 241H257L256 243H255ZM162 243H164V242H162ZM166 243H167V242H166ZM166 243H165V244H166ZM202 243H204V242H202ZM229 243H230V242H229ZM229 243H228V246L226 245L228 248L225 247V249H222L221 247L216 246L217 249H218L217 251H215V255H216V257H217V255H219V254H216L217 252H219L220 255H223V253H225V252H226V255H227L228 252H229L228 254H231V255H232V253H233V250H232V248H233V244H230V245H229ZM240 243H241V241H240ZM244 243H245V242H244ZM249 243H248V245H249L250 247L253 248V247L255 246L254 244H253L254 246H251L252 242H251L250 244H249ZM263 243H264V241H263ZM263 243H262V246H263ZM188 244H189V243H188ZM196 244H193V245L196 246V247H197V246H200V247H201V246H204V245H202V244H201V245H200V244H199V245H198V244L196 245ZM204 244H205V243H204ZM223 244H225V243H223ZM223 244H222V245H223ZM245 244H246V243H245ZM237 245H238V244H237ZM237 245H235L236 248H238ZM239 245H240V244H239ZM246 245H247V244H246ZM260 245H261V244H260ZM260 245H259V246H260ZM194 246H193V247H194ZM206 246H205L204 248H206ZM224 246H225V245H224ZM243 246H244V245H243ZM235 247H234V248H235ZM246 247H247V246H246ZM250 247H249L248 250L252 249V248H250ZM257 247H258V246H257ZM257 247L255 248L256 250H257ZM260 247H261V246H260ZM103 248H104V246H103ZM105 248H106V247H105ZM194 248H195V247H194ZM197 248H199V247H197ZM204 248L202 247L203 250H204ZM214 248H215V245H214ZM214 248H213V250H214ZM236 248H235V250L238 251V249H236ZM101 249H102V248H101ZM106 249H107V248H106ZM106 249H105V250L102 249V251H106ZM191 249H192V248H191ZM191 249H190L189 251H192ZM200 249H201V248H200ZM202 249H201V250H202ZM226 249H227V250H226ZM230 249L232 250V253H231ZM240 249H241V250L243 249L242 253L245 252V255H244V254H243V255L246 256V252H247L248 250H246L245 247H244V248L241 247V248H239V250H240ZM244 249H245V250H244ZM255 249H253V250L255 251ZM261 249H262V248H260L259 251H261V254H262V255L259 254V253H258V254L261 256V258H263V257H264V256H263L264 252H263V250H261ZM203 250H202V251H203ZM215 250H216V249H215ZM253 250H252V251H253ZM189 251H188V252H189ZM205 251H206V250H204L203 252H205ZM259 251H258V252H259ZM84 252H85V250H84ZM106 252H107V251H106ZM188 252H187V254H188ZM206 252H207V254H208V257H209V255H210V256L212 255V256L210 257V259H212V257L215 259V257H214L213 254H212V251H210L211 254H209V251H208V250H207ZM206 252H205V253H206ZM221 252H222V254H221ZM235 252H236V251H235ZM235 252H234V254H237V253H235ZM240 252H241V251H240ZM255 252H257V251H255ZM101 253H103V252H101ZM238 253H239V252H238ZM248 253H252V252L250 251V252H248ZM234 254H233V255H234ZM256 254H257V253H254V255H256ZM258 254H257L256 256L260 257ZM107 255H108V254H107ZM107 255H106V257H107ZM189 255H191V254L185 255V256H187L186 258H188ZM249 255H250V254H248L247 256H248V257H251L253 254H252L251 256H249ZM102 256H103V257L105 256V252H104V255L102 254ZM224 256H225V255H224ZM237 256L240 257L239 254H238ZM244 256L242 257L243 263H244V261H245V260H244ZM262 256H263V257H262ZM218 257H219V256H218ZM229 257H230V255H229ZM231 257H233V256H231ZM248 257H247V259L249 260ZM258 257H257V260H258ZM183 258H184V257H183ZM186 258H184V259H186ZM189 258H190V256H189ZM192 258H194L193 254H192ZM221 258H222V256L218 258V261H217V262H216L215 260H214V262H216L217 264H219V261H220L221 264H223V263H224V264H227L228 262L230 263V261L233 260L232 258H230L231 260H230V261H227V263H226L225 260L223 261V260H221ZM224 258H226V256H225ZM261 258H259V262H261V260H260ZM106 259L108 260V258H106ZM202 259L206 260V258H205L204 256H203ZM202 259H201V260H202ZM207 259H209V258H207ZM252 259L254 260V259H256V258H253V257H252ZM102 260L104 261V259H102ZM178 260H179V259H178ZM194 260H195V259H194ZM194 260H193V261H194ZM216 260H217V259H216ZM234 260H235V256H234ZM234 260H233V262H231V263L236 264V263H234ZM253 260H252V263L254 264ZM257 260H254L255 263H256ZM262 260H263V259H262ZM181 261H183V259H182V260L180 259V263H181ZM190 261H191V260H190ZM263 261H264V260H263ZM174 262H175V261H174ZM177 262H178V261H177ZM183 262H185V261H183ZM201 262H202V261H201ZM207 262L209 263L208 260H207ZM211 262L213 263V260H211ZM249 262H250V260L247 261V262L245 261L246 264H251V263H249ZM259 262H258V264H259ZM175 263H176V262H175ZM178 263H179V262H178ZM185 263H186V262H185ZM191 263H194V262H191ZM191 263H190V264H191ZM204 263H205V264H208V263H206V262H204ZM231 263H230V264H231ZM240 263H242V262H240ZM240 263H237V264H240ZM103 264H106V263H103ZM186 264H187V263H186ZM194 264H195V263H194ZM214 264H215V263H214ZM262 264H263V263H262Z\"/></svg>","mask_w":264,"mask_h":264}]
</instances>
